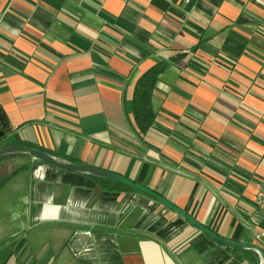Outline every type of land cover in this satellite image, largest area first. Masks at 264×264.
I'll use <instances>...</instances> for the list:
<instances>
[{
  "label": "crops",
  "instance_id": "crops-1",
  "mask_svg": "<svg viewBox=\"0 0 264 264\" xmlns=\"http://www.w3.org/2000/svg\"><path fill=\"white\" fill-rule=\"evenodd\" d=\"M170 60L140 136L134 85ZM0 109L5 144L118 174L264 250V0H0ZM96 178L2 157L0 264H254Z\"/></svg>",
  "mask_w": 264,
  "mask_h": 264
},
{
  "label": "water",
  "instance_id": "water-1",
  "mask_svg": "<svg viewBox=\"0 0 264 264\" xmlns=\"http://www.w3.org/2000/svg\"><path fill=\"white\" fill-rule=\"evenodd\" d=\"M3 117H5L4 114H3ZM5 129L7 132L9 131L7 120L5 123ZM9 155H24V156L33 157L35 159L47 162L51 165H54L56 167H59V168H62V169H65V170H68L71 172L107 179V180L122 184L124 186L133 188V189H135L141 193H144V194L154 198L159 203H161L164 207H166L167 209L173 211L174 213H176L179 216H181L182 218H184L192 226H194L201 233L205 234L206 236H208L210 239H212L216 243L222 244L224 246H229L232 248L241 249V250L254 251L259 257V264H264V250L261 247H259L257 245L239 243V242H236V241H233L230 239H226L224 237L217 235L213 231L209 230L207 227H205V226L201 225L200 223H198L197 221H195L188 214H186L185 212H183L179 208H177L174 205H172L171 203H169L166 199H164L161 195H159L155 191L148 189L147 187H144L140 184L134 183V182L118 175V174H115L113 172L106 171L103 169L95 168V167L79 165V164L73 163L71 161H68L66 159H62V158L56 157L54 155H51V154L44 152L42 150L34 149V148H30V147H25V146L7 145V146L0 149V158L5 157V156H9Z\"/></svg>",
  "mask_w": 264,
  "mask_h": 264
},
{
  "label": "trees",
  "instance_id": "trees-1",
  "mask_svg": "<svg viewBox=\"0 0 264 264\" xmlns=\"http://www.w3.org/2000/svg\"><path fill=\"white\" fill-rule=\"evenodd\" d=\"M172 62H173L172 60L160 61L154 64L137 79L134 85L132 92V99H131V114L137 132L140 136L144 135L147 132V130L150 128L155 118V114L151 107V96L155 82L157 81L158 76L162 72H164ZM5 123H6V119L5 117H3V113L0 109V149L7 146V143L5 144V140L8 132L5 129ZM96 180L104 185H111V186L115 185L121 187V185L108 180L99 179V178H96ZM4 181L5 179H1V182ZM242 252L247 257H249V259L254 264H256L254 260V258L256 257L255 253L246 250H242Z\"/></svg>",
  "mask_w": 264,
  "mask_h": 264
},
{
  "label": "built area",
  "instance_id": "built-area-1",
  "mask_svg": "<svg viewBox=\"0 0 264 264\" xmlns=\"http://www.w3.org/2000/svg\"><path fill=\"white\" fill-rule=\"evenodd\" d=\"M190 0H185V2L187 3V2H189ZM258 203L260 204V205H263L264 204V191H260L259 193H258Z\"/></svg>",
  "mask_w": 264,
  "mask_h": 264
}]
</instances>
